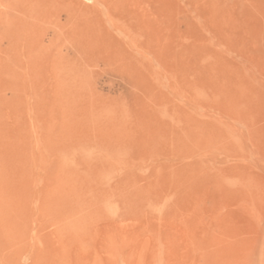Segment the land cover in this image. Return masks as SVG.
<instances>
[{"label": "rangeland", "instance_id": "1", "mask_svg": "<svg viewBox=\"0 0 264 264\" xmlns=\"http://www.w3.org/2000/svg\"><path fill=\"white\" fill-rule=\"evenodd\" d=\"M258 233L264 0H0V264H264Z\"/></svg>", "mask_w": 264, "mask_h": 264}, {"label": "bare ground", "instance_id": "2", "mask_svg": "<svg viewBox=\"0 0 264 264\" xmlns=\"http://www.w3.org/2000/svg\"><path fill=\"white\" fill-rule=\"evenodd\" d=\"M256 238H257V239H256ZM256 238H255V239H256L255 241L257 242L258 245H255V246H258V247L260 246V247L262 248V250L264 251V236H262L261 233H258V236H257ZM255 241H254V242H255ZM239 242H240V241H239ZM242 242H243V241H242ZM243 243H245V242H243ZM238 244H240V243H238ZM255 244H256V243H255ZM240 245H241V244H240ZM240 245H239V249H240L241 247H244V246H245V244H242V245H244V246H240ZM246 245H248V244L246 243ZM260 247H259V248H260ZM232 248H233V247H232ZM237 248H238V247H237ZM240 251H241V250H240Z\"/></svg>", "mask_w": 264, "mask_h": 264}]
</instances>
